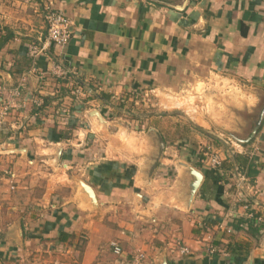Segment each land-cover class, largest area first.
Returning a JSON list of instances; mask_svg holds the SVG:
<instances>
[{"label":"crops","instance_id":"1","mask_svg":"<svg viewBox=\"0 0 264 264\" xmlns=\"http://www.w3.org/2000/svg\"><path fill=\"white\" fill-rule=\"evenodd\" d=\"M48 2L73 35L32 60ZM57 64L77 74L84 104ZM22 78L21 98L0 117V264H264V118L241 152L222 132L247 137L264 104V0H0V114ZM213 83L244 95L225 100L222 121L203 105L187 119L118 103ZM151 130L164 144L159 158ZM207 150L220 152V168L201 163ZM185 166L203 174L191 204ZM236 168L253 187L251 211L230 198ZM76 179L98 209L78 197Z\"/></svg>","mask_w":264,"mask_h":264},{"label":"built area","instance_id":"2","mask_svg":"<svg viewBox=\"0 0 264 264\" xmlns=\"http://www.w3.org/2000/svg\"><path fill=\"white\" fill-rule=\"evenodd\" d=\"M44 12V19L46 22V29L45 33H43L38 40L32 42L27 50L28 57L32 60H36L40 56H46L50 48L52 46H59L63 47L66 46L73 35V22L72 20L67 17L65 14L57 11L52 7L50 2H48L43 9ZM34 72V70H32ZM53 73L55 76L65 82H67L68 86L71 88V95L74 98V101L79 104H84V101L87 99V92L84 85L80 82L76 73L71 72L70 70L66 69L65 67L57 64L54 66ZM45 75L40 74V80H44ZM26 80L22 78L19 82L17 88L10 90V99L8 103L5 105L3 110L1 111L0 117L5 116L7 111L10 109L12 105H15V100H19L22 95V91L26 87ZM4 88L0 87V90L3 91ZM0 91V92H1ZM150 95H155L150 92H145L142 94H134L130 93L125 95L124 97L120 98L118 103L120 106H126L128 103H132L134 106H147L150 102ZM34 105L37 107H41L44 104L42 98H35L33 99ZM25 106V103H22ZM224 138V137H223ZM226 144L231 146L233 150L241 152L242 145L236 143L232 139L225 138ZM223 158L218 151H210L204 153L203 159H201V163L206 164L212 169L220 168L223 164ZM231 181H232V192L230 198L233 200L234 205L241 204L242 208L245 210L251 211V199L253 196V187L249 184V180L247 176L242 173L238 168L234 169L231 173ZM248 218L254 219L257 223H260L262 219L257 217L255 213L250 212L247 215ZM231 229H227V233H231ZM110 247L113 250L115 255L122 254V248L119 246L117 242H111ZM216 249L210 247V253L214 254ZM181 254H188L189 249L186 247H182L180 249ZM143 255H138L136 258V262H140L143 259Z\"/></svg>","mask_w":264,"mask_h":264},{"label":"rangeland","instance_id":"3","mask_svg":"<svg viewBox=\"0 0 264 264\" xmlns=\"http://www.w3.org/2000/svg\"><path fill=\"white\" fill-rule=\"evenodd\" d=\"M195 93L199 95L201 102L197 101ZM243 97L244 95H242V93L238 92L237 90L235 91L233 89H228L226 86L219 85L217 83H213L209 86L200 84L197 88L193 87V90L188 88L185 92L183 91L177 95L170 93H159L155 94L154 96L150 95V102L147 103V106H150L148 110L151 113L154 111L159 113L176 112L180 113V115L183 117L185 116L187 119H196L198 114L205 112V114H207L209 117L213 116L216 121H222L220 119L224 118L222 115L225 114V100L227 99L234 100V102H240L241 98ZM196 105L199 107L203 105L204 110L202 112L200 110L196 112ZM226 116L228 117V115ZM225 135V138L229 137L228 135ZM46 264L49 263L47 262Z\"/></svg>","mask_w":264,"mask_h":264},{"label":"water","instance_id":"4","mask_svg":"<svg viewBox=\"0 0 264 264\" xmlns=\"http://www.w3.org/2000/svg\"><path fill=\"white\" fill-rule=\"evenodd\" d=\"M89 116L92 118H96L98 120V122L104 123L106 124V121L102 118L101 114L96 111L93 110L91 112H89ZM255 119L253 121V128L251 130V133L245 137V138H240L237 135L230 133L228 131H222L224 134L228 135L232 140L236 141V143L238 144H247L249 143L257 134L261 123L263 121L264 118V104L263 106H261L258 111L257 114L254 116ZM150 134L153 135L154 140L156 142V149L158 151V156L157 158H159L161 150L164 148V144L160 141V138L158 137L157 133L155 132V130H151ZM61 154H62V148L60 147L57 151V155H56V163L60 161L61 158ZM188 169V172L191 176V181L188 185V204L192 203V200L194 199V196L196 194V192L199 190L200 185L203 181V174L190 166H185ZM75 183L77 185V190H78V197L81 198L82 195L85 196L86 202L89 205L87 207L88 210H96L98 209V205H97V200H96V195L94 190L92 189L91 186H89L88 184H86L84 181L76 179ZM85 202V200H83V203ZM22 230L19 227V233H21ZM159 264H168L165 257L162 258L161 262Z\"/></svg>","mask_w":264,"mask_h":264},{"label":"trees","instance_id":"5","mask_svg":"<svg viewBox=\"0 0 264 264\" xmlns=\"http://www.w3.org/2000/svg\"><path fill=\"white\" fill-rule=\"evenodd\" d=\"M67 235L66 234H63V233H61L60 234V237H59V242H63V241H65L66 239H67Z\"/></svg>","mask_w":264,"mask_h":264}]
</instances>
